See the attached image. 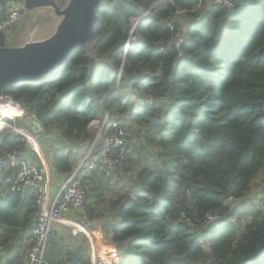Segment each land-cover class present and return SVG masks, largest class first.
Masks as SVG:
<instances>
[{"label": "trees", "instance_id": "16d2710c", "mask_svg": "<svg viewBox=\"0 0 264 264\" xmlns=\"http://www.w3.org/2000/svg\"><path fill=\"white\" fill-rule=\"evenodd\" d=\"M232 2L101 0L94 34L64 65L3 88L42 123L55 173L77 167L92 121L109 113L127 127L134 176L125 192L98 210L92 198L110 176L95 169L81 179L99 264H264V194L243 203L264 170V0ZM135 125L142 141L129 139ZM4 132L0 151L17 143ZM0 183L31 204V229L34 199ZM213 211L222 218L203 227Z\"/></svg>", "mask_w": 264, "mask_h": 264}, {"label": "built area", "instance_id": "2783aa9c", "mask_svg": "<svg viewBox=\"0 0 264 264\" xmlns=\"http://www.w3.org/2000/svg\"><path fill=\"white\" fill-rule=\"evenodd\" d=\"M203 2L220 4L229 10L234 8L232 0H199V6ZM182 11L184 10L179 12ZM21 18L22 12L16 5V8L0 22V31L13 26ZM133 40L136 39L133 38ZM177 40L178 43L181 41L180 36L177 37ZM4 98L15 104V107H18L20 111L14 112L11 117L1 116L0 118L2 131L18 135L17 143L14 146L0 151V176L9 192L29 195L34 199L35 212L32 215L31 225L33 241L24 264H50L47 261V253L50 242L56 238L54 223H62L70 227L72 233H82L88 238L93 264V258L98 261L97 245L86 210L87 188L82 185L81 179L95 169L111 176L115 171L126 166L128 159L127 127L122 119L111 118L109 113L105 114L102 122L92 121L89 128L99 129L97 140L101 138L100 151L94 154L89 151L61 187L54 191L51 181L43 177V170L32 160L34 151L41 150L40 134L38 135L27 124L25 126L18 125V119L28 117L25 110L12 98ZM1 101L0 98V103ZM72 210L75 215L67 216V213ZM222 216L219 211L208 213L203 227H206L208 223L218 221ZM206 222L208 223L206 224ZM78 226L81 227V230L78 229Z\"/></svg>", "mask_w": 264, "mask_h": 264}, {"label": "water", "instance_id": "95a60500", "mask_svg": "<svg viewBox=\"0 0 264 264\" xmlns=\"http://www.w3.org/2000/svg\"><path fill=\"white\" fill-rule=\"evenodd\" d=\"M100 1L72 0L63 10L51 1L56 11L66 17L51 38L29 47L0 46V97H4V87L54 71L66 63L77 47L85 46L94 34ZM16 5L17 0H0V11L5 9L4 6L10 8ZM23 119L38 135L44 132L42 123L35 116ZM225 197H231L229 188L225 191ZM85 250L84 244H77L70 264H83Z\"/></svg>", "mask_w": 264, "mask_h": 264}, {"label": "crops", "instance_id": "0c3cea01", "mask_svg": "<svg viewBox=\"0 0 264 264\" xmlns=\"http://www.w3.org/2000/svg\"><path fill=\"white\" fill-rule=\"evenodd\" d=\"M24 1L25 4L28 5L27 9L34 8L43 1V3L49 4L56 11L51 3V1L56 3V0H34L35 3L32 4V6L29 0H17V5H23ZM71 2L72 0H67L62 9L68 7ZM4 8L6 11L7 7L4 6ZM177 21L179 20L177 19ZM184 25L187 26V21ZM8 42L9 39H7L6 44H8ZM1 112L5 113L4 110ZM16 112H18L17 108ZM67 149L70 150V148ZM52 157V153L45 154L44 147H41V150L34 151L32 160L43 170V177L51 181L53 190L57 191L63 182L73 173L76 167L70 173H55ZM30 206L31 204L22 196H13L9 193H4L3 189H0V264H24L26 262L28 249L33 240L31 229L28 227V224L27 226L25 224V214L31 209ZM74 215L75 212L73 210L67 213V216ZM53 228L56 238L50 242L48 251V257L52 263H66L68 258H72L76 245L79 243L85 245V253L87 251V254H89L88 245H90V241L84 234H74L70 227L62 223H54ZM85 240L87 245L85 244Z\"/></svg>", "mask_w": 264, "mask_h": 264}, {"label": "rangeland", "instance_id": "374dc122", "mask_svg": "<svg viewBox=\"0 0 264 264\" xmlns=\"http://www.w3.org/2000/svg\"><path fill=\"white\" fill-rule=\"evenodd\" d=\"M66 1L67 0H56V4L59 6L61 10H63L62 8H63V5H65ZM29 2L31 3V6L32 4L35 3L34 0H29ZM24 4H25V1H24ZM24 4L18 5L19 9L22 12V18L17 23H15L13 26L2 30L6 34L7 39H9L8 44H6L7 47H29V46H33L41 42H44L45 40H48L49 38H51L58 31V29L60 28V26L63 24V22L66 19L64 15H61L60 13L55 11L52 6H50L49 4L43 3V1L41 4L36 5L34 8L32 7L29 9H27L28 5L27 4L24 5ZM14 8H16V6L7 8L6 14L9 15L10 12ZM182 16H183V19L181 22L185 24L188 17H185V15H182ZM0 98L2 100L1 102L5 100L4 97H0ZM2 110H5L6 114L2 113L1 112ZM17 111H20L18 107H17ZM14 112H16L15 104H12V105L6 104L4 105L3 108L0 105V113L2 115H5L6 118L11 117V115H13ZM99 121L102 122L103 119ZM138 128L139 127L135 125L132 129H129L128 131V135H130L129 139H131L132 141H136L137 138L138 140L142 141L140 136L139 138L138 136H134L131 133V130L138 131ZM0 129H1L0 131L2 132V128ZM89 129L93 133H95V137L93 141L94 144L92 143L86 149V152L85 154H83V157L86 156V154L89 151L90 153H93V154L96 153L94 152L95 148L98 145V143L101 142V138L97 140V132H99V129L92 128V127H90ZM128 144L130 146V141H128L127 145ZM131 150H132L131 152L133 153V156L135 157L136 150L132 146H131ZM129 166H130L129 164L128 165L126 164V166L123 169L115 171L110 176V179H108L106 187H104L102 190V194L100 196H93L92 201L96 202L95 206L98 210L106 209L105 205L104 207H102V203H104L107 200L106 198H111L113 200L125 192L126 187L129 184V181L134 176V173H133L134 170H130V172L127 170ZM263 177H264V170L260 173L259 178L255 184L256 186H254L253 191H251L248 194V196L245 198V200H243L244 204L246 205H252L253 203L260 204L262 195L264 194V184L261 185L262 183L261 181ZM111 199L107 200V204H110V202L112 201ZM85 244L87 245L86 240H85ZM84 257H85L86 262H90L92 264V257L90 254V249H89L88 256H87V251H86ZM96 264H99V262L96 261Z\"/></svg>", "mask_w": 264, "mask_h": 264}, {"label": "bare ground", "instance_id": "6f19581e", "mask_svg": "<svg viewBox=\"0 0 264 264\" xmlns=\"http://www.w3.org/2000/svg\"><path fill=\"white\" fill-rule=\"evenodd\" d=\"M9 102H10L9 100H4L3 102L0 103V105H1L2 108H3L4 105L8 104ZM1 116L4 117V118H6L5 115H2V114L0 113V118H1ZM7 117H8V116H7ZM0 124H2V120H0ZM78 229L81 230V227L78 226ZM93 264H96V260H95V258H93Z\"/></svg>", "mask_w": 264, "mask_h": 264}, {"label": "clouds", "instance_id": "9594fccd", "mask_svg": "<svg viewBox=\"0 0 264 264\" xmlns=\"http://www.w3.org/2000/svg\"><path fill=\"white\" fill-rule=\"evenodd\" d=\"M136 25V24H135Z\"/></svg>", "mask_w": 264, "mask_h": 264}]
</instances>
